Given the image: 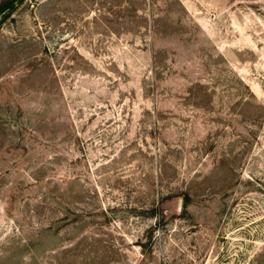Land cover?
Masks as SVG:
<instances>
[{
    "label": "rangeland",
    "instance_id": "1",
    "mask_svg": "<svg viewBox=\"0 0 264 264\" xmlns=\"http://www.w3.org/2000/svg\"><path fill=\"white\" fill-rule=\"evenodd\" d=\"M0 264H264V0H16Z\"/></svg>",
    "mask_w": 264,
    "mask_h": 264
},
{
    "label": "trees",
    "instance_id": "2",
    "mask_svg": "<svg viewBox=\"0 0 264 264\" xmlns=\"http://www.w3.org/2000/svg\"><path fill=\"white\" fill-rule=\"evenodd\" d=\"M15 3L16 0H4L2 3H0V20L6 18L8 12L14 9Z\"/></svg>",
    "mask_w": 264,
    "mask_h": 264
}]
</instances>
